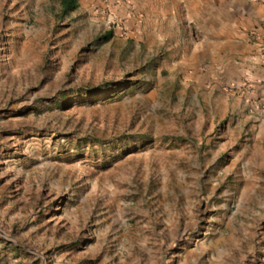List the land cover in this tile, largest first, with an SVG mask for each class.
<instances>
[{"label": "rangeland", "instance_id": "obj_1", "mask_svg": "<svg viewBox=\"0 0 264 264\" xmlns=\"http://www.w3.org/2000/svg\"><path fill=\"white\" fill-rule=\"evenodd\" d=\"M124 2L0 0V264H264V101Z\"/></svg>", "mask_w": 264, "mask_h": 264}, {"label": "crops", "instance_id": "obj_2", "mask_svg": "<svg viewBox=\"0 0 264 264\" xmlns=\"http://www.w3.org/2000/svg\"><path fill=\"white\" fill-rule=\"evenodd\" d=\"M106 1L109 7L118 2V9L125 5L124 0ZM145 1L156 29L163 20L196 39L189 47L201 57V62L196 58L201 71L222 72V85L238 84L247 99L264 101V0ZM76 2L79 8L81 0Z\"/></svg>", "mask_w": 264, "mask_h": 264}, {"label": "trees", "instance_id": "obj_3", "mask_svg": "<svg viewBox=\"0 0 264 264\" xmlns=\"http://www.w3.org/2000/svg\"><path fill=\"white\" fill-rule=\"evenodd\" d=\"M61 5H62V13L64 15L76 11L78 8L76 0H61ZM110 37H111V32H109L105 36L106 39H109Z\"/></svg>", "mask_w": 264, "mask_h": 264}]
</instances>
